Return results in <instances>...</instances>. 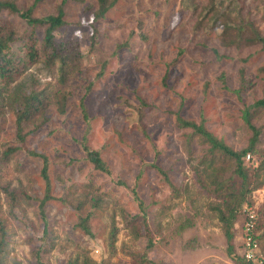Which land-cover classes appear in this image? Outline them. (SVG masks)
I'll use <instances>...</instances> for the list:
<instances>
[{
    "label": "rangeland",
    "instance_id": "374dc122",
    "mask_svg": "<svg viewBox=\"0 0 264 264\" xmlns=\"http://www.w3.org/2000/svg\"><path fill=\"white\" fill-rule=\"evenodd\" d=\"M7 1L19 10L30 8L36 17L55 14L63 1L65 25L55 37L77 42L82 56L64 85L57 83L55 66L38 60L2 91L5 264H241L242 222L249 210L256 215L254 233L264 255V184L247 194L229 250L215 209L220 198L207 177L211 169L201 162L207 144L176 121L179 115L203 123L235 150L247 146L253 132L244 109L264 97V0H108L111 7L97 20V0ZM224 7L228 14L215 22ZM0 23L14 31L13 50L30 30L41 44L43 26L28 25L8 11H0ZM41 88L61 90L64 110L49 103L25 125L29 132L20 142L15 134L19 95ZM250 123L259 132L257 150L244 163L254 171L264 161V108ZM18 145L22 148L3 156ZM85 147L98 152L107 171L94 167ZM39 154L48 158L55 197L44 203L43 217ZM212 165L220 178L233 175L231 161L214 158ZM257 173L263 179L264 168ZM6 186L15 207L7 202ZM91 196L101 198L97 207L90 201L82 210L73 207ZM90 211L91 232L85 234L75 224ZM142 213L153 235L151 247ZM185 220L188 226L178 229ZM112 223L118 231L109 247Z\"/></svg>",
    "mask_w": 264,
    "mask_h": 264
},
{
    "label": "trees",
    "instance_id": "16d2710c",
    "mask_svg": "<svg viewBox=\"0 0 264 264\" xmlns=\"http://www.w3.org/2000/svg\"><path fill=\"white\" fill-rule=\"evenodd\" d=\"M97 2L98 6L94 10L93 20L102 18L112 4V2H109L108 0H97ZM62 3L63 1L57 6L55 14L36 17L31 14L30 8L19 10L12 1L0 0V11L16 13L28 25L38 24L43 26L44 29L40 45H38L33 31L30 30L26 41L22 43L20 48H18V51H15L11 45L12 41H15L14 31L8 29V26H4L0 23V100H3L2 91L6 89L9 83L38 60H41L47 68L55 66L57 74L56 80L59 85H64L71 72L76 69L78 61L82 56L79 44L69 39L56 38L54 33L57 28L65 25ZM221 10V13L215 15V22L228 14L225 7ZM238 24H242V22L239 21ZM219 26H223L224 29L226 28V30L229 31L233 28V25L228 23H219ZM236 29L241 35L245 32L242 26L236 27ZM90 38V45L93 46L95 43L94 34H92ZM260 41L264 48V38H260ZM18 101L20 107L15 109V134L17 140L20 142H24L25 136L27 132H29L24 130L25 125L29 121H32L33 123V120L36 117L41 116L49 103L52 101L55 102L60 111L64 110L65 105L64 95L61 93V90L51 93L45 88L32 89L28 94H20ZM253 104V106L244 109L243 112L244 121L253 133L249 138L247 146L239 150L233 149L222 140L215 137L204 127L203 123H196L192 120L183 119L179 115L176 116L177 125L180 128H190L192 130L191 134L194 136L197 135L201 138L202 143L207 144L208 154L203 156L201 162H207V168L211 169V172L208 173L207 177L209 178V184H214L212 192H215L216 196L220 198V202L215 205V209L229 250L232 249V240L234 238V230L237 225L238 214L241 211L242 204L246 201L247 194L264 184V177L263 179H259L257 173V171L261 172L264 168V164L262 166L264 161L254 168V171H250L244 163V157L249 155V152L257 150L256 142L258 141L259 132L253 125H251L250 118L255 112L264 108V97L254 101ZM249 108L252 109V114L250 113ZM40 124L41 122L35 124L33 127H37ZM29 130L32 131V129ZM20 148H22L21 145L10 146L6 148L2 154L7 158L12 152ZM85 150L88 160L94 165V167L101 171H107L105 162L99 156L98 152L90 150L87 147H85ZM31 154L36 155V153H33L32 151ZM39 156L42 160L40 173L45 182L43 196L39 200L40 215L43 217L44 203L48 200L55 199V197L51 193L50 178L48 176V158L43 154H39ZM214 158H224L233 163L234 169L231 178H220L218 176L220 170L218 173H212L216 169V167L212 165ZM2 190L6 195L7 202H9L8 199L10 200L8 204H10V208H12L16 200L12 190L7 186L3 187ZM89 201L92 206L97 207L100 204L101 198L91 196L83 200L79 199L74 203L73 207L76 210H82ZM139 206H141V209L143 210L142 201L140 200ZM90 214L91 211L84 216H80L79 221L75 224V226L85 234H90L91 232L89 227ZM244 220L245 219H243L242 227ZM141 221L144 225V230L146 231L147 247H151L154 244L153 235L148 228L145 213H142ZM188 224V221L185 220L178 225V229L182 230L186 228ZM6 229L5 221L0 218V264H5L3 255L9 240V233ZM117 231V227L112 223L108 238L109 247L114 246ZM240 263L244 264L242 254ZM15 264L18 263L15 262Z\"/></svg>",
    "mask_w": 264,
    "mask_h": 264
},
{
    "label": "built area",
    "instance_id": "2783aa9c",
    "mask_svg": "<svg viewBox=\"0 0 264 264\" xmlns=\"http://www.w3.org/2000/svg\"><path fill=\"white\" fill-rule=\"evenodd\" d=\"M248 157V155H247ZM255 213L249 210L242 227V257L244 264H264V255L254 233Z\"/></svg>",
    "mask_w": 264,
    "mask_h": 264
}]
</instances>
